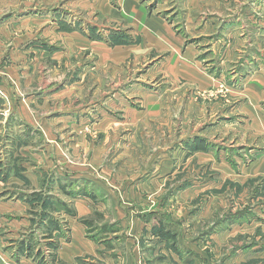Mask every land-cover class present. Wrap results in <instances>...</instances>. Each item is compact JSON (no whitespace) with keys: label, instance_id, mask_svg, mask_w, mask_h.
<instances>
[{"label":"rangeland","instance_id":"obj_1","mask_svg":"<svg viewBox=\"0 0 264 264\" xmlns=\"http://www.w3.org/2000/svg\"><path fill=\"white\" fill-rule=\"evenodd\" d=\"M89 2L0 0V26L7 27L6 43L0 44V104L6 103L0 111L6 182L0 192H22L21 200L32 205L29 214L42 207L55 218L62 200L44 192H112L108 198L114 196L116 205L110 209L120 208L125 225H145L141 242L135 240V248L143 243L135 264H264V231L239 227L264 214V174L242 185L224 179L221 165L194 148L197 138L205 148L213 139L243 149L252 164L253 156L264 154V99L256 110L247 96L241 98V89L235 94L233 83L199 88L173 79L167 52L150 50L148 34L132 30L133 19H115L108 1ZM203 4L199 13L213 16L219 30L240 13L246 18V12H259L254 0ZM161 14L185 45L198 44V59L208 70L205 50L211 43L196 38L185 20ZM244 20L254 39L257 24ZM145 21L136 23L143 27ZM100 41L102 48L90 44ZM256 47L264 55L263 38ZM230 66L232 74L236 67ZM45 171L48 178L40 182L37 176ZM11 172L16 178L8 182ZM88 220L92 239L110 237L101 230L108 223ZM120 224L112 226L119 231L115 252L124 253L118 244L131 226ZM158 228L172 236L165 245L155 242Z\"/></svg>","mask_w":264,"mask_h":264},{"label":"crops","instance_id":"obj_2","mask_svg":"<svg viewBox=\"0 0 264 264\" xmlns=\"http://www.w3.org/2000/svg\"><path fill=\"white\" fill-rule=\"evenodd\" d=\"M88 1L95 5L99 0ZM107 1L111 4L110 0H105ZM117 2L116 6L109 4L107 11L117 20L133 19L134 22H130L132 30L136 33L148 34L151 42L147 47L150 50L154 47L159 51L167 52V62L174 76L173 79H187L198 84L199 88H209L213 85L215 87L217 82L222 81L233 83L235 94L238 95L242 91L240 95L244 96L242 95L241 98L247 96L251 100L252 107L261 110V106L257 107V104L264 99V55L258 53L259 48L255 46L261 43L262 38L264 39V0H254L259 12L256 14L246 12V18L240 13L236 19L234 18L235 20H226L225 26L220 30L219 25L213 21V16L199 13L205 5L203 3L213 5L215 0H117ZM161 12L172 14L174 21L185 20L181 22L189 27L188 30H193L196 38L202 37L207 41L205 44L211 43L205 50L208 53L205 60L208 70L205 69L201 59H198L200 52L198 44L185 45L183 35L176 32L174 26L166 21ZM244 19L257 24L258 30L254 33V39L249 32L252 25L249 23V28L245 29L242 25ZM143 20L146 21L142 27L138 23ZM14 21L18 19L15 18ZM6 29V24L0 26V44L6 43L4 37ZM212 33L219 34V39L207 38ZM72 34L74 37H83L78 32ZM34 39L31 38L30 43ZM234 40H237L236 44ZM203 43L202 41L200 45H205ZM90 44L102 48L103 42H90ZM230 64L236 67L232 74L227 71ZM4 95L5 93L0 91V99ZM0 105V111H3L6 107L5 101L3 100ZM11 120L19 127L22 126L18 118L13 117ZM0 130L5 131V120L2 118H0ZM201 135L194 136L201 137ZM200 140L197 138L194 143L196 154H205L207 159L220 164L222 178L237 181L242 185L247 179L264 174V154L253 156V161L250 160L252 164L248 165L249 157L243 149L232 150L229 145L224 147L219 144L220 141L215 142L213 139H209L214 143L213 146L205 148L204 142ZM217 143L219 146L216 145ZM0 161L3 162V159ZM4 173L0 170V191L6 183L2 176ZM9 177L8 182L16 178L12 176V172ZM37 177L41 182V179L48 178V173L45 171V175L39 174ZM19 193L22 192H13L9 196L6 192H0V264H135L134 258L143 244L139 243L140 248H135V240L141 242L145 225L138 220L134 221L133 225L127 221L125 225V216H119L120 208L110 209L111 205H116L113 199L111 200L114 196L108 198L109 193L112 192H78L76 195L72 194L73 197L69 196L68 192H44V196L49 194L52 198L56 196L62 200L58 203L56 218L52 216L51 210L42 207L37 210L32 209L36 212L35 215L29 214L32 205L21 200ZM255 207L253 208L256 211L257 207ZM69 209L74 214L69 213ZM112 212H115L117 217H112L110 215ZM261 215L264 216L260 213L257 217L259 221L262 219ZM95 216L109 226H113L117 221L121 223L122 228H127L128 224L131 226L129 236L125 235V241L118 244L123 246L124 253L115 252L119 250L114 239L119 231L115 227L113 231H105V233L109 232L106 234H110L108 239L96 240L89 236L88 230L91 227L84 220L94 219ZM258 220L255 218L251 221V226L239 227L243 230L248 227L254 229L261 227L264 231V223H259ZM94 222L98 223L96 219ZM244 224L246 223H238V225ZM98 225L102 226L100 223ZM135 225L140 228L139 231L136 230ZM154 237L158 244L165 245L167 242V238L160 232L154 233ZM53 241L57 243V248L51 250L50 243Z\"/></svg>","mask_w":264,"mask_h":264},{"label":"trees","instance_id":"obj_3","mask_svg":"<svg viewBox=\"0 0 264 264\" xmlns=\"http://www.w3.org/2000/svg\"><path fill=\"white\" fill-rule=\"evenodd\" d=\"M74 194H78V193H73V195H74ZM65 210H67V209L65 208ZM68 212L74 214V212H73L71 209H69ZM84 222L87 223V224L92 223L91 220H88V219L84 220ZM113 229H114V228H113L112 226H106V228H103V229H101V230H102V231H104V230L113 231ZM163 231H164V229H158V230H157V232H160L161 235L165 236L166 238H168V237H172V236H170L169 233H165V231H164V232H163ZM92 237H93V236H92ZM96 239H99V238L96 236ZM50 245H51V247H50L51 250H53L54 248H57V243H56L55 241L51 242Z\"/></svg>","mask_w":264,"mask_h":264},{"label":"built area","instance_id":"obj_4","mask_svg":"<svg viewBox=\"0 0 264 264\" xmlns=\"http://www.w3.org/2000/svg\"><path fill=\"white\" fill-rule=\"evenodd\" d=\"M19 264H22V263H19Z\"/></svg>","mask_w":264,"mask_h":264}]
</instances>
